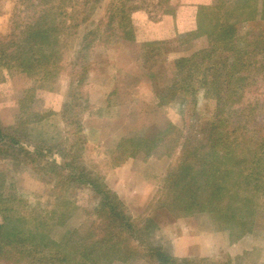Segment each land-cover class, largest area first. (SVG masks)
Wrapping results in <instances>:
<instances>
[{"label": "rangeland", "instance_id": "1", "mask_svg": "<svg viewBox=\"0 0 264 264\" xmlns=\"http://www.w3.org/2000/svg\"><path fill=\"white\" fill-rule=\"evenodd\" d=\"M68 1L52 2L56 22L79 24L61 32L62 59L54 71L56 78L52 74L42 78L41 73L27 76L15 67L1 66L6 59L0 60V125L9 128L11 139L23 142L30 151L34 146L44 151L45 159L11 149L0 152L4 194L12 191L15 199L21 200L27 222L42 225L41 230L56 242L70 233L77 234L72 239L88 234L107 239L116 234L107 248L117 244L114 251L119 252L121 261L112 264H158L155 252L159 249L171 258L196 264H237L236 258L247 253L241 264H264V186L256 192L248 189L255 215L252 231L242 236L237 231L230 235L207 215L175 218L158 205L163 182L179 158L180 138L201 145L215 118L214 101L200 90L195 97H170V62L206 46L202 38L189 48L180 47L185 33L196 28L195 18L187 27L189 32L150 39L156 25L170 30V23L160 24L165 8H156L155 0H121L126 2L125 10L138 8L130 14L135 40L129 42L121 40L119 15L114 17L115 23L108 24L107 11L118 0H103L92 12L77 8L71 14L67 9L66 16L61 12ZM44 2L0 0V54L16 47L23 22L36 18L39 4H49ZM212 3L215 0H206L204 6ZM182 5L180 0L172 2V11ZM235 19L231 17L230 22ZM236 31L240 39L248 34L264 36V22L238 24ZM149 43L154 45L143 46ZM248 75L251 80L243 101L254 108L256 123L249 128L258 138L264 133V82L257 83V79L264 77L252 70ZM90 93L95 96L92 100ZM100 108L118 128L105 124L100 136H88L80 129L81 119L89 110ZM139 138L153 141L149 156L142 148L133 155L129 151ZM124 140L130 141L125 144ZM52 156L56 167L44 163ZM123 164L126 167L121 171ZM114 172H119L118 176ZM99 186L122 204L129 230L124 228L119 234L118 230H106V219L96 211L103 190ZM12 203L17 206L13 199ZM235 207L241 208L240 204ZM236 243L240 245L228 249ZM237 252L240 255H235Z\"/></svg>", "mask_w": 264, "mask_h": 264}, {"label": "trees", "instance_id": "2", "mask_svg": "<svg viewBox=\"0 0 264 264\" xmlns=\"http://www.w3.org/2000/svg\"><path fill=\"white\" fill-rule=\"evenodd\" d=\"M44 1L49 4H39L36 18L23 22L16 47L1 52L0 60L6 59L2 60L1 66L15 67L27 76L41 73L42 78L51 74L52 78H56L54 71L58 70L62 59L59 53L61 32L65 34L66 30L77 28L79 24L73 22L71 26H66L63 21L56 22L53 0ZM102 1L69 0L67 8L62 9L61 13L67 16V9L73 14L77 8L84 11L89 8L88 11L92 12ZM171 1L155 0V6L164 7V15L172 14ZM117 2L112 7L110 4L107 11L108 24L115 23L114 17L119 15L121 40L134 42L135 25L130 14L138 8L125 10L126 2ZM111 9L113 15L110 14ZM233 16L236 19L230 22ZM256 20L264 22V0H215L212 5L200 6L195 17L196 28L184 35L180 47L189 48L202 38L206 46L170 62V97H195L200 90L204 97L214 101L215 118L201 145H195L186 137L180 138L179 158L163 182L162 200L158 205L175 218L207 215L212 223L229 231L230 235L235 231L241 236L250 234L255 208L248 202V189L256 192L264 186V133L258 138L251 135L253 132L249 127L256 123L254 108L243 101L245 89L251 80L249 70L262 73L264 77V36L249 37L248 34L240 39L236 31L238 24L255 23ZM124 23H127L126 26ZM125 27L127 29L124 30ZM257 80V83L264 82L263 79ZM133 143L129 148L132 155L142 148L147 156L150 155L148 149L152 150L154 144L140 138ZM31 148L32 151L23 142L12 140L9 128L0 125V152L11 149L45 161L44 151L36 146ZM55 160L52 156L44 163L56 167ZM9 192L4 194V184L0 183V264H112L121 261L117 254L119 252L114 251L117 244L107 248L109 243L116 240V234L107 239L89 234L72 239L77 234L70 233L62 241L56 242L41 230L42 225L27 222L22 214L21 200H16L15 194ZM100 195L96 211L99 217L106 219V230L111 233L118 230V234L124 228L129 230L131 225L126 222L122 204L116 196L104 189ZM12 199L17 206H13ZM237 204L241 208L235 207ZM155 255L159 258L158 264H196L193 260L171 258L160 249L156 250ZM244 256L236 258L237 264L245 260Z\"/></svg>", "mask_w": 264, "mask_h": 264}, {"label": "crops", "instance_id": "3", "mask_svg": "<svg viewBox=\"0 0 264 264\" xmlns=\"http://www.w3.org/2000/svg\"><path fill=\"white\" fill-rule=\"evenodd\" d=\"M175 1L176 0L171 1L170 3L171 7H172V2H175ZM180 1L183 4L182 6L178 7L174 12H172V14L162 15V17L160 18L161 19L160 24L170 23V30L168 28L165 31L163 26L161 27L160 25H156L154 26V30L152 32V36L150 39L160 40V39L168 38L171 35L170 33H172V35H174V33L175 34H180L183 32L185 33L186 31L189 30V28L187 27L190 26L191 20L193 22V18H195L194 16L196 15L197 8L200 6H204L206 4V0L205 1L195 0L193 2H189V1L184 2V0H180ZM92 95L93 94L90 93L89 100H92V98L95 97ZM100 97L101 99H103V101H105V98H102V96ZM105 124L111 125L112 127H114V129L118 128V126H116V123L112 122L111 118H107L106 115H104V111L102 110V108L98 110L92 109L91 111L89 110L86 116L81 119L80 129L82 130L83 133H85L88 136L89 135L90 136H100V133ZM97 142H98V145L101 146V142L99 143V140H97ZM121 167H123L121 169L122 171L126 166L125 164H123ZM117 174H119V172L113 173L114 176H118ZM105 184L110 191H112L118 197H120L118 195V191L115 188H110L108 187L107 183ZM121 202L125 204L123 200H121ZM239 245L240 244L236 243L234 245H228L227 247L228 249H232ZM245 251H248V250H245ZM237 253L238 254H235V255H240L241 252H237Z\"/></svg>", "mask_w": 264, "mask_h": 264}]
</instances>
